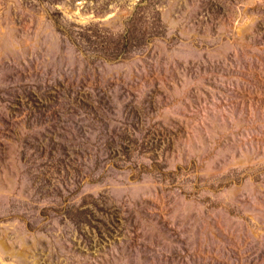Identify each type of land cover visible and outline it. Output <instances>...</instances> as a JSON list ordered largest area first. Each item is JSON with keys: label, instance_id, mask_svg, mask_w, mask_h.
Segmentation results:
<instances>
[{"label": "rangeland", "instance_id": "obj_1", "mask_svg": "<svg viewBox=\"0 0 264 264\" xmlns=\"http://www.w3.org/2000/svg\"><path fill=\"white\" fill-rule=\"evenodd\" d=\"M0 264H264V0H0Z\"/></svg>", "mask_w": 264, "mask_h": 264}]
</instances>
